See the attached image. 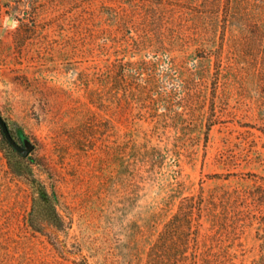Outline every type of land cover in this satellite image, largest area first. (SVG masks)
Segmentation results:
<instances>
[{"label":"rangeland","instance_id":"obj_1","mask_svg":"<svg viewBox=\"0 0 264 264\" xmlns=\"http://www.w3.org/2000/svg\"><path fill=\"white\" fill-rule=\"evenodd\" d=\"M0 264H144L182 198L197 264H264V0H0ZM8 141V140H7Z\"/></svg>","mask_w":264,"mask_h":264},{"label":"trees","instance_id":"obj_2","mask_svg":"<svg viewBox=\"0 0 264 264\" xmlns=\"http://www.w3.org/2000/svg\"><path fill=\"white\" fill-rule=\"evenodd\" d=\"M6 143L14 153L18 154L7 140ZM39 208V206L32 208L31 228L47 236L48 241L62 251L63 255L74 257L73 264H90L88 257L80 250L75 252L69 249L68 241L64 238L68 227L64 220H60L57 207L51 206L53 217L50 219L39 218ZM202 209L201 198L195 196L182 198L176 212L163 225L149 247L144 264H197Z\"/></svg>","mask_w":264,"mask_h":264},{"label":"water","instance_id":"obj_3","mask_svg":"<svg viewBox=\"0 0 264 264\" xmlns=\"http://www.w3.org/2000/svg\"><path fill=\"white\" fill-rule=\"evenodd\" d=\"M0 125L2 127V129L4 130L5 136L8 140V142L13 146V148L18 151L20 154H22L23 156H28L31 152V148H24L21 145H19L13 138L9 126L6 123V121L2 118V116L0 115Z\"/></svg>","mask_w":264,"mask_h":264}]
</instances>
